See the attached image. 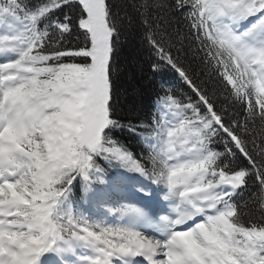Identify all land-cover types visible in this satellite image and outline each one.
<instances>
[{"label":"snow or ice","instance_id":"1","mask_svg":"<svg viewBox=\"0 0 264 264\" xmlns=\"http://www.w3.org/2000/svg\"><path fill=\"white\" fill-rule=\"evenodd\" d=\"M0 264H264V0H0Z\"/></svg>","mask_w":264,"mask_h":264},{"label":"trees","instance_id":"2","mask_svg":"<svg viewBox=\"0 0 264 264\" xmlns=\"http://www.w3.org/2000/svg\"><path fill=\"white\" fill-rule=\"evenodd\" d=\"M119 106L122 113L131 109L142 112L147 109L159 90L161 77H153L148 70V53L137 42L125 43L118 59ZM164 79H168L165 75Z\"/></svg>","mask_w":264,"mask_h":264}]
</instances>
